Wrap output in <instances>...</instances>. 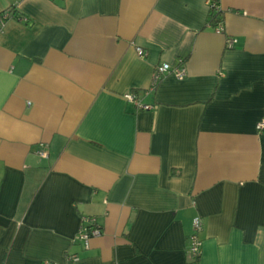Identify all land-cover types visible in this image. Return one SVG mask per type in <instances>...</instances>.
<instances>
[{
	"label": "crops",
	"instance_id": "crops-1",
	"mask_svg": "<svg viewBox=\"0 0 264 264\" xmlns=\"http://www.w3.org/2000/svg\"><path fill=\"white\" fill-rule=\"evenodd\" d=\"M219 2L0 0V264H264V0Z\"/></svg>",
	"mask_w": 264,
	"mask_h": 264
},
{
	"label": "built area",
	"instance_id": "built-area-1",
	"mask_svg": "<svg viewBox=\"0 0 264 264\" xmlns=\"http://www.w3.org/2000/svg\"><path fill=\"white\" fill-rule=\"evenodd\" d=\"M209 9L211 11V14H216L219 10H221L220 2L219 0H207ZM13 12L12 10H7L1 14L0 18V33L3 32L4 27H5V22L6 19L10 17L11 13ZM215 29L219 32L224 31V25L221 21H219L215 25ZM235 39L229 38L227 40V45L229 47L234 46ZM137 53L141 56L145 55V51L142 47H137L136 48ZM168 74H172L176 76L179 79H183L187 75L186 68L183 66V62L181 60L180 64L177 66H172L169 63H163L161 65H158L155 68V73L153 76V82L146 90V93L149 91H154L158 83L160 82L163 77H165ZM125 99L133 104V106L137 110H149L153 109V105L151 104H146L142 101L141 96L135 92V91H130L126 92L124 94ZM257 129L259 131H264V120L260 121L257 124ZM39 155L42 157H47L48 153L46 149H41L39 150ZM203 220L200 216H196L193 220V232L189 236L188 239V249H187V254H188V261L189 263H197L202 252V239L200 237V232L203 229ZM102 234V228L97 222V218L94 216H84L83 217V222L79 230L78 234V240L79 242L85 247L89 248L90 246V240L92 237H96ZM78 259V256L76 254H70L68 255V261H75ZM46 264H56V263H51V262H46Z\"/></svg>",
	"mask_w": 264,
	"mask_h": 264
},
{
	"label": "trees",
	"instance_id": "trees-1",
	"mask_svg": "<svg viewBox=\"0 0 264 264\" xmlns=\"http://www.w3.org/2000/svg\"><path fill=\"white\" fill-rule=\"evenodd\" d=\"M221 14H222V10H219L216 14H212L211 17V23L213 25H216L219 21H221Z\"/></svg>",
	"mask_w": 264,
	"mask_h": 264
}]
</instances>
